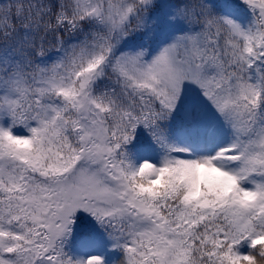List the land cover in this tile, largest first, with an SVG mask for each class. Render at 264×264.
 <instances>
[{
  "label": "snow or ice",
  "instance_id": "obj_1",
  "mask_svg": "<svg viewBox=\"0 0 264 264\" xmlns=\"http://www.w3.org/2000/svg\"><path fill=\"white\" fill-rule=\"evenodd\" d=\"M0 45V264H264V0H0Z\"/></svg>",
  "mask_w": 264,
  "mask_h": 264
},
{
  "label": "trees",
  "instance_id": "obj_2",
  "mask_svg": "<svg viewBox=\"0 0 264 264\" xmlns=\"http://www.w3.org/2000/svg\"><path fill=\"white\" fill-rule=\"evenodd\" d=\"M23 30H21L22 32ZM21 44L20 41V36L14 34L10 40H9V44L7 45V47L5 48L4 54L9 56V59L11 61H21L23 62L25 57L23 55L24 49L22 46L18 47ZM0 47H3V45H0ZM51 53L48 54V59L51 58ZM22 131V129H21Z\"/></svg>",
  "mask_w": 264,
  "mask_h": 264
}]
</instances>
